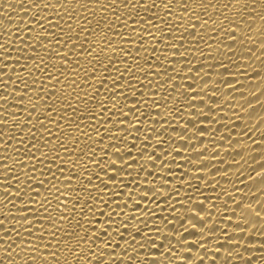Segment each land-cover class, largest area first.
<instances>
[{"label": "bare ground", "instance_id": "obj_1", "mask_svg": "<svg viewBox=\"0 0 264 264\" xmlns=\"http://www.w3.org/2000/svg\"><path fill=\"white\" fill-rule=\"evenodd\" d=\"M44 2L57 4V0ZM183 2L171 0L173 15L169 18L161 0H155L160 7L153 11L164 17L169 26L175 24L171 32L153 19L152 11H137L138 24L132 19L126 21L136 29L137 36L143 37L141 45L136 39L128 43L127 33L123 37L115 34L124 33V28L115 23L116 16L111 12L101 11L103 5L98 0H79V3L64 0V8L74 17L70 21L68 15H64V8L59 6L54 9L32 6L40 4V0H0V44L5 45L0 48V219L9 217L4 219L7 228L16 224L20 230L23 225L22 239L27 241L29 237L28 221L20 219L21 216L28 215L29 221L38 225V218L49 215L62 229L57 240L64 236V230L76 231L82 236L90 229L92 236L101 237L96 245L90 241L82 245L85 254L80 258V264H95V250L97 247L103 249L105 240L109 241V250L104 253L103 264H113V261L119 264L120 260L124 264H129V260L131 264H152L153 260L157 264H199L201 259L204 264H212L213 260L215 264H244L247 259L253 264H261L264 260V213L260 219L249 216L250 224L238 230L235 224L242 222L241 210L233 202H239L249 194V189L244 187V183L251 185L246 179L249 168L262 162L264 154V48L261 47L264 21L256 18L247 36L241 28L240 36L244 38L238 37L233 44L226 33L234 28L229 27L224 16L239 20L237 9L243 11V5H252L253 0H189L192 11L187 13L182 9ZM81 4L86 5L87 10ZM209 4L215 7L209 8ZM224 4L230 7L226 10ZM254 7L257 17L264 15L261 0H255ZM205 9L211 19L203 14ZM115 11L124 21V13L128 10L122 7L121 0H115ZM44 17L49 23L38 26L37 21L43 22ZM102 17L107 18L115 32L104 27ZM145 18L150 25L144 23ZM213 21H216V31ZM98 22L99 28L96 27ZM80 26L90 28L95 35L82 32ZM220 26L225 30L223 33L219 32ZM60 28L64 29L63 33ZM145 28L147 33L143 31ZM77 34L80 36L78 43H86L83 50L77 48V54L73 55L72 45L65 40L67 35H72L75 40ZM105 35L113 41L112 47L116 51L101 53L105 64L101 68L93 57L105 47ZM57 41L60 47H57ZM41 44L44 47H40ZM88 51L92 52L91 56ZM56 53L68 57L67 69H62L64 75L59 77V82L44 75L53 65L61 66L62 61ZM34 56L44 60L47 67L41 65V70L37 71L34 63L39 60L34 61ZM104 56L113 63L109 65ZM73 61H79V69ZM224 66L228 72L224 71ZM85 72H88L87 77ZM53 75H56L55 71ZM117 79V95L113 97L111 90ZM21 81L28 84V89H24ZM42 87L44 91H41ZM186 93L193 96L192 107L188 106ZM21 96L26 99L21 101ZM48 96L52 99L47 103L57 110L52 113L54 122L51 124L44 118L48 111L45 104ZM75 96L81 97V109H91L89 115L80 113L79 132L74 126L69 127L77 121V116L68 107L69 104L76 107ZM212 96L217 99H210ZM201 100L205 103L201 104ZM101 102L107 106L102 114ZM154 102L160 107L157 108ZM125 104L128 105L123 108L126 116L137 115L130 111L133 107L139 113L140 122L135 125L131 119L124 121L130 130L124 125L117 128L106 122L109 116L113 121L123 119L118 117L116 109ZM33 105L36 111H33ZM201 110L209 119H203V115L197 119V112ZM61 117H66V122L61 123ZM189 120L197 121V130L207 131L194 134ZM41 124L55 135L49 136ZM91 125H96L100 135L92 131ZM185 125L188 132L181 131ZM58 128L64 132L63 136L59 135ZM105 129L110 131L106 133ZM85 131L90 139L81 135ZM77 137L78 142L73 144L72 139ZM119 137H124L123 142ZM45 140L49 142L48 147L44 146ZM58 142L69 151L57 147ZM145 144L147 150L141 152ZM37 148L47 155V160L41 157ZM115 150L124 156L123 163ZM31 153L43 161L36 163L34 171L30 170L35 163L29 158ZM57 153L60 158L52 163ZM150 155L154 162L148 159ZM133 160L136 163H132ZM5 162L10 168V177L19 179V196L23 200L16 198L17 181L4 178ZM109 162L118 165L115 180L110 179L114 175L112 171H101ZM58 168L62 169L63 175ZM69 179L71 184L67 183ZM39 181H43V187ZM9 184L13 187L9 188ZM56 187L60 188L62 202L67 197L68 219L62 225L57 218L64 213L55 210ZM29 189L30 193L25 195ZM6 190L12 194L8 198L4 195ZM251 192L258 195L255 188ZM45 197L52 204L47 213L36 202L42 203ZM259 198L264 201V196ZM29 200L30 212H26L24 205ZM252 208L259 211L256 203H252ZM234 211L236 215L232 214ZM78 222L84 231L76 227ZM44 227L48 231L55 230L47 222ZM35 230V227L31 229ZM240 231L245 233L243 241L239 239ZM3 235L0 230V236ZM237 243L249 245L252 251L233 247ZM6 247L0 241V264H29L30 253L21 251L24 245H20L19 240L12 246L11 259L4 251ZM90 247L94 250L91 260L87 255ZM124 249H127L126 253ZM50 250L57 251L60 264L65 261L73 264V257L63 245ZM35 255L40 264V253ZM44 255L49 264H54L51 256Z\"/></svg>", "mask_w": 264, "mask_h": 264}, {"label": "snow or ice", "instance_id": "obj_2", "mask_svg": "<svg viewBox=\"0 0 264 264\" xmlns=\"http://www.w3.org/2000/svg\"><path fill=\"white\" fill-rule=\"evenodd\" d=\"M99 3H101L103 5V7L101 8V11H107V12H111L114 16H116V21L115 23L120 24V27L124 28V33H118L116 32V35H120V36H124L125 33H127V42L131 43L133 39H136L141 45L143 42V37L142 36H137L136 35V29L132 27L131 24H126V21L129 19H132L134 23H139V21H137L135 19V14L137 11L142 10L145 12L148 11H152L153 12V19L158 20L159 22L163 23L165 25V27H168L169 32L172 31V29L175 27V24H172L171 26H169V24L167 23V21L165 20L164 17H160L158 16L153 10L160 7V5L155 3V0H121V5L124 9L128 10L125 11L124 13V21H121L119 19V15L117 14V12L115 11V0H98ZM77 3H79V0H77ZM150 4V7H149ZM161 4L164 7L165 10V14L167 17H171L173 15V12L171 10V0H161ZM255 0H253V4L249 5V4H244L243 5V11H240L239 9H237L236 14L238 16H240L239 20H234L231 17L225 15L224 19L228 21L229 27L230 28H234L233 31H228L226 33V35L228 36V38H230L233 42V44H235L237 42V38L240 37V39L242 40L244 37L240 36V29L244 28L245 29V36H247V33L252 31V24L254 23V20L256 18L261 19L262 21H264V15H260L259 17H257L256 11H255ZM32 6H36V7H43V9H48L49 7H52L53 9L57 6H59L60 8H64V0H57V4L53 5L50 2L49 3H45L44 0H40V4L37 5H32ZM81 7H84L85 10H87V6L81 4ZM10 7V5H9ZM201 7H203L201 5ZM209 8H213L215 7L212 4H209L208 6ZM223 7L227 10L230 5L229 4H224ZM261 7L264 8V0H261ZM182 9L185 13L187 12H191L192 8L191 5L189 3V0H184L183 4H182ZM203 14L205 16H208V11L205 9ZM246 14V15H245ZM27 15V13H26ZM64 15H68V19L69 21L71 19H73L74 17L72 15H69V10L67 8H64ZM91 15V13H90ZM193 15H195V13L193 12ZM61 19H63V16L60 17ZM209 19H211V16H208ZM33 19H35V17H33ZM85 19V24H88L89 21L87 20V18ZM103 20V25L105 28H107L110 31L115 32V28L112 27L108 21L106 17H102ZM197 22H200V18L197 17ZM43 23H49L48 18L44 17L43 18V22L41 21H37L38 26L43 27ZM144 23L145 24H149L150 25V21L147 20L146 18L144 19ZM204 24H207V21H204ZM245 24H247V27L245 28ZM216 21H213V30L216 31ZM68 30L69 33H71L72 31V25L69 23L68 25ZM79 26V25H78ZM101 26V24L98 22L96 27L99 28ZM57 27H59V25H57ZM81 27V31L82 32H87L89 35H95L94 32L91 31L90 28L84 27V26H80ZM131 28V31H129V29ZM61 33L64 32L63 28H60ZM144 32H148V29L145 28L143 29ZM225 30L223 28V26H220L219 28V32L223 33ZM193 34H195V28L193 27ZM261 34L264 35V28L261 29ZM250 38V37H249ZM38 39V38H37ZM45 39H47V37H45ZM80 40V36L79 34L76 35L75 40L73 39L72 35H67L66 36V40L65 43L71 44L72 45V49H70L73 53V55H76V51L75 49L79 48V49H84L85 48V43H78V41ZM123 42V41H122ZM113 41L107 37V35H105L104 37V45L105 47L101 48V51L98 52L96 54L95 57H93L94 60H96V62L98 63L99 67L103 68L105 67V64L103 63V61L101 60V53L107 52L108 50H111L113 52L116 51L115 48L112 47ZM60 42L57 41V47H60ZM5 45L0 44V48H4ZM40 47H44V45H40ZM261 47L264 48V41H262L261 43ZM88 48L91 49L92 45H88ZM177 51H179V49H177ZM88 56L92 55L91 51H88ZM51 55V53H50ZM57 56H60V59L62 61V64L60 67H57L56 65H53L51 68H49L44 75L47 76L49 79H54L57 80V82H59V77L64 75V71L62 69H67L68 66V57L66 55L61 56L60 53H56ZM124 55L126 56L127 53H124ZM139 56V50L137 51V57ZM34 61L35 60H39V63H34V67L36 68L37 71L41 70V65H44L45 67H47V65L45 64V61L40 59L38 56H34L33 57ZM104 59L107 60V63L109 65H111L113 63V61L111 59H109L107 56H104ZM73 63L76 65V69L80 68V64L79 61H73ZM76 69H72L71 71L73 73L76 72ZM53 71H55L56 75H53ZM125 71H127V69H125ZM224 71L228 72V68L226 66H224ZM85 77L88 76V72L84 73ZM92 75L95 76V69L92 70ZM171 79V77L169 78ZM138 79H137V83H138ZM21 83L23 84L24 89H28V84L24 83L23 81H21ZM73 83H75V81H73ZM119 85V80H115L113 81V88L111 90L112 92V96L115 97L117 95L116 93V87H118ZM101 86L103 87V84H101ZM69 87H71V85H69ZM175 90V89H174ZM41 91H44L43 87L41 88ZM231 91V89H230ZM85 96H87V92L85 91L84 93ZM186 95L188 96V106L192 107L193 106V96L191 93H186ZM77 101V105L76 107H73L71 104L68 105L69 109L74 113V115L77 116V121L75 123V125L73 124H69V127H75L76 131H80V113L83 112L84 115H89V113L91 112V109L85 107V108H80V104L82 102L81 97L80 96H75L74 97ZM19 99L21 101H23L24 99H26V96H21L19 97ZM48 99H52L51 96H48L45 99V104L47 105L48 111L45 114L44 118L46 120H48L49 124L53 123V119H52V113L56 112V108H54L51 104H48L47 101ZM57 99H59V97H57ZM89 99H94L93 97H89ZM125 99H127V97L125 96ZM210 99H217L215 96L210 97ZM146 103L145 101H141ZM29 103H31V101H29ZM156 103V102H154ZM201 104H204L205 101L201 100L200 101ZM128 105L125 104L124 106H122L119 109H116V114L118 115V117H122L123 119H117L115 121L112 120V117L109 116L107 118L108 123H113L114 127L119 128L121 125H124V121L125 120H132V124L135 125L136 123L140 122L139 121V113L138 110L133 107L130 109L131 112L136 113L137 115L133 118H130L128 116L125 115L123 108L127 107ZM249 107H251V104L249 103L248 105ZM20 107H23V105L21 104ZM156 107H160L159 103H156ZM209 107H211L209 105ZM107 106L104 102H101L100 104V114H102L105 110H106ZM113 108H115V105H113ZM79 109V110H78ZM33 111H36V106L33 105ZM59 115V113H58ZM146 117V113L144 114ZM203 115L202 110L200 112H197V119H199L201 116ZM5 116L7 117V113L5 114ZM89 118H91L89 116ZM203 119H209L208 116L203 115ZM67 118L66 117H61V123L66 122ZM196 120H189L188 123L193 125V132L194 134L197 133V131L202 132V131H207V129H200L197 130L195 128L196 125ZM126 129H129L128 125H124ZM34 127V125L32 126ZM41 127H43L45 129V132L48 133L49 136H53L55 135L54 133H52L47 126L41 124ZM92 127V131L96 132L97 135H100L99 131L97 130L96 125H91ZM109 129H105V132H109ZM181 131L183 132H188L189 128L187 125H185V127L183 129H181ZM58 133L60 136L64 135V132L62 130H60L58 128ZM81 135L84 136L85 138L90 139L91 137L89 136V134L85 131V132H81ZM33 139H35V136L33 135ZM120 141L123 142L124 137H119ZM79 140V137L72 139V143L76 144ZM239 143V141H237ZM253 143L255 144V141H253ZM35 147V145H33ZM44 146L48 147L49 146V142L47 140H45L44 142ZM57 147H59L62 151H69L68 148L65 147V145L62 142H58ZM53 151H55V149H52ZM147 150V145L145 144V147L143 149H141V152H144ZM175 151V149H173ZM37 151H40L41 157H43L44 160H47L48 157L45 153H43L39 148H37ZM81 151H83L81 149ZM75 154V153H73ZM115 154L117 156H119V159L121 161V163L124 162V156H121L119 153V150H115ZM180 153L177 152V155H179ZM127 155L130 157L131 153H127ZM237 155H240V153H237ZM30 159H34L35 163H33V165L31 166L30 170H35L36 168V163H40L42 164L43 161L40 160L39 158L35 157V153H31L29 155ZM59 154L57 153L56 156H54L52 158V163H55L56 159H59ZM90 158V157H89ZM243 159V156L241 157ZM7 158H5L6 161ZM149 160L154 162V158L153 156H149L148 157ZM253 159V163L256 164V160L255 157L252 158ZM132 163H136L135 160L132 161ZM130 165H126L125 167H128ZM76 166L73 165V168H75ZM118 165L115 162H109V164L106 166V168H102L101 171H112L114 173V175L110 178L112 180L117 179L118 174H115V170L117 169ZM257 169H259V171H257ZM58 171H61V174L63 175V171L61 168L57 169ZM48 171H51L50 169ZM121 171H124V168H121ZM54 176V174H53ZM4 178L5 180H8L9 178L16 180L17 184L15 185V187L17 188V197L18 199L23 200L22 196H19V179L16 176H11L10 177V168L7 166L6 162H5V173H4ZM55 178V177H54ZM247 181H251V185H249L248 183H244V187L249 189V194L244 195L242 200L237 202L236 200H233V202L236 204V207L238 209L241 210L240 212V220L242 222H238L235 224V228L238 230H242L244 228V226L246 224H250V221L248 219L249 216L253 217L254 219H260L261 218V213H264V201L260 200V196H264V154H262V162L256 164V167H251L249 168L248 171V175L246 177ZM71 179L68 180V184H71ZM40 186L43 187V181H39ZM89 183H91V181H89ZM9 188L13 187L12 184L8 185ZM255 188L256 189V193L254 194L251 192V189ZM235 191H239V189H234ZM31 189H29V192H26L25 195H28L30 193ZM227 194V193H226ZM5 197L8 198L9 196H11L12 194L9 191H5L4 193ZM36 195H39V192L37 191ZM62 195L60 188L56 187V192L54 193L55 199H56V209L55 210H59L61 212H63V215H60L57 219L60 221V224L62 225L65 220L68 219V211H67V197L65 198V201H61L60 200V196ZM146 198V197H145ZM229 199H233L232 196H229ZM245 201H250L249 203H245ZM37 203H40V207L41 209L44 210L45 213L48 212L49 208H52V204L51 202L45 197L43 202L41 203L40 201H36ZM9 203H12V200H9ZM31 203V200H29L27 203H25L24 205V210L26 212H30L29 209V204ZM77 204H79V200L76 201ZM252 203H256L259 205V211L255 210L252 208ZM47 206V207H46ZM13 207H15V205L13 204ZM201 208H203V206H200ZM82 211V210H81ZM39 210H37V216H38ZM233 215H236V212L234 211L232 213ZM4 219H9V217L5 216ZM4 219H0V230H3L4 235L0 236V241H2L5 245H7V247L4 249L5 253L8 255L9 259H11V251H12V246L15 245L17 243V240H19V244L20 245H24V248L21 249L22 252L27 251L30 253L29 255V264H37V257H36V253H40V264H49V261L47 260V257L44 255L45 253H47V256H51L52 260L54 262V264H60V262L57 259V251H51V248H59L60 245H63L66 249V251L69 253V255H71L73 257V264H80V258L85 254L84 253V249L82 248L83 244H88L89 241L91 242L92 245H96L97 241L101 240V237L99 235H95L92 236L91 235V231L86 230L84 235H80L79 232L76 231H67L64 230V236L60 239L57 240V235L58 233L61 232V228L57 226L56 223L53 222L52 217L49 215H46L44 217H40L38 218V225H33L31 221H29V216L28 215H24L21 216L20 219L28 221V229H27V234L29 239L27 241H25L24 239L21 238V230H25L23 228V225H21V229L18 230L16 227V224H12L11 228H7L4 224ZM12 219H16V217H12ZM45 222L49 223L51 225V227L53 229H55L54 231H48L45 229L44 224ZM200 223H203V220L199 221ZM231 221H229L230 223ZM111 226V225H109ZM35 227V232L31 231V229ZM77 228H80L82 231L83 230V226L78 222L76 225ZM127 231V229H125ZM226 231V229H225ZM107 235V233H105ZM117 235H119V231L117 229ZM137 235H139V232H137ZM13 237H15V239H13ZM245 238V233L243 231H240L239 233V239L240 241H243ZM133 240V243H135V239L131 238ZM249 239H254V237H249ZM75 240V243L73 244L72 241ZM47 241V242H45ZM19 246V245H17ZM233 247L235 248H243L244 252H251L252 248L247 245V244H243V243H237L236 245H233ZM109 250V241L105 240L104 241V248L100 249L99 247H97V249L95 250V255H96V259H95V264H103L104 262V253L107 252ZM93 249L90 247L88 249V257L89 260H91L92 256H93ZM125 253L127 252V249H124ZM158 251V249H157ZM18 255H20V253H17ZM190 255V254H189ZM239 256H243V253H238ZM65 264H67V261H65ZM113 264H116L115 261H113ZM119 264H124L123 260L119 261ZM129 264H131V261L129 260ZM152 264H157V261L153 260ZM199 264H204L203 259L200 260ZM212 264H215V260L212 261ZM244 264H253L251 259H247L244 261ZM261 264H264V260L261 261Z\"/></svg>", "mask_w": 264, "mask_h": 264}]
</instances>
